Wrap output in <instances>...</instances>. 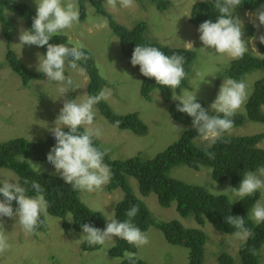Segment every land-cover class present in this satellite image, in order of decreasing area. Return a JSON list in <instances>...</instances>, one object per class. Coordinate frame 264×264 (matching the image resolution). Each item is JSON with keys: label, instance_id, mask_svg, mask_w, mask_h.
<instances>
[{"label": "rangeland", "instance_id": "374dc122", "mask_svg": "<svg viewBox=\"0 0 264 264\" xmlns=\"http://www.w3.org/2000/svg\"><path fill=\"white\" fill-rule=\"evenodd\" d=\"M16 1L27 4L36 14L34 0ZM101 1L105 10L118 23L128 28L144 23L146 36L163 46L186 49L185 43L193 42L194 49L191 50L196 52L197 57L187 77V89H183L180 94L175 92L173 94L181 96L185 90L196 91L197 100H202L209 112L214 113L210 105L215 100L223 80L229 78L226 71L232 60L226 55L212 53L214 49H200L204 47L199 40L200 33L189 19L194 4L202 0H166L169 4L163 9H158L151 0H135V7L123 9L118 6L115 11L105 6V0ZM77 2L80 10V3L78 0ZM89 4L92 6L89 1L83 2L85 19L80 20L79 25L64 30L62 35L66 36L73 45L79 41L84 45L83 49L92 53L98 72L105 82L100 91L107 90L110 93L108 99L103 101L117 114L137 113L148 127L146 136H138L129 130L115 129L100 113L96 105L95 125L103 130V135L98 140L104 149H108L113 160H125L137 154H140L144 160L152 159L175 143L182 135L183 132L178 134L173 125H183L175 122L170 116L168 111L170 104L162 99L158 90L151 93L150 99L141 96L140 71L126 62L120 42H116L119 39L112 33L109 24L104 29H97L94 26L96 18L102 16L93 6L90 8ZM258 10L264 9L261 7L237 17L243 23L244 36L242 38L245 40L249 37L264 35V26L259 25L254 16ZM5 13L12 28L9 42L11 49L30 71L39 72L37 71L39 62L37 54L43 55L42 49L35 45H23L22 47L19 45L20 30H29L26 21L17 14L8 11ZM250 25L254 26V31L251 35H247V27ZM6 43L7 39L0 24V144L18 138L34 142L45 140L52 135L50 130L55 127V120L64 101L82 102L85 96L89 95V83L85 75L69 69L66 61L65 76L71 77L73 81L71 87L74 90H69L61 96L59 88L66 85L47 81L43 73L42 79H33L25 85L21 77L6 62ZM258 43V39H253L247 44L248 52L258 54ZM263 74L262 71L255 70L244 76L243 81L248 85L246 102L253 93L255 82ZM86 76H88L87 73ZM203 78L205 81H211V84L201 82ZM173 102L179 101L172 98L171 103ZM246 102L236 113H245ZM261 132H264V123L246 121L243 126L232 129L228 134L244 136ZM260 146L264 147V140ZM28 163L34 171H39L38 173L59 176L55 173L53 165L48 162L29 160ZM34 165L39 166L38 171ZM170 176L200 186L214 195H224L218 192L232 187L214 181L209 169L194 171L186 166H178L170 171ZM5 178L16 182L18 176L9 169L1 168L0 179ZM130 184L134 194L146 204L156 220L164 222L177 220L187 228H199L205 232L207 240L204 264H220L217 258L224 252L233 257L234 264H242L238 250L244 242L235 238L233 234L228 235L217 231L208 223L200 226L193 218H182L176 210V203L169 208H164L159 205L156 195L142 196L134 179H130ZM105 186L102 190L91 193L80 191V197L87 207L104 215L106 224V214L110 216L115 213V206L123 199L124 194L121 190L109 193L105 190ZM259 192L261 194L259 201L264 203V189ZM225 196L232 202L231 193ZM237 201L239 200L234 202ZM0 219L3 221L8 242L11 245L9 250L0 254V264H119L123 260L109 255L110 250L118 243L116 237H113L114 244L112 241H107L97 251H86L82 248L85 242L77 241L84 234L74 229L66 233L63 224L65 220L50 214L45 217L47 231L38 232V235L26 234L16 222V218L3 217ZM71 220V216L66 218L68 222ZM145 233L149 238V243L137 248V257L150 264H188L189 250L187 248L167 242L163 233L155 227H151ZM259 255L258 264H264V245Z\"/></svg>", "mask_w": 264, "mask_h": 264}, {"label": "trees", "instance_id": "16d2710c", "mask_svg": "<svg viewBox=\"0 0 264 264\" xmlns=\"http://www.w3.org/2000/svg\"><path fill=\"white\" fill-rule=\"evenodd\" d=\"M78 1L80 3V20H84L86 17L83 7L84 1H89L97 13L107 19L112 33L119 39L122 53L129 65H131L130 59L136 45L157 47L165 55L171 56L175 53L185 58L184 70L187 76L181 81L179 88L175 90L168 89L157 85L154 78L141 75L142 85L140 93L145 99H150L151 93L158 90L162 99L170 104L168 109L170 116L175 122L185 126L187 131H184L175 143L152 159L144 160L140 154H137L125 160H113L108 152L104 157V163L109 166L112 174V178L106 184L105 190L109 193L121 190L124 194L123 199L115 206V218L120 221L127 219L126 210L133 204L137 205L140 211L132 222L141 231L147 232L151 227L157 228L163 233L167 242L183 246L189 250L188 264H204L207 240L205 232L199 228H187L177 220L169 222L156 220L146 204L134 194L130 184V179H134L142 196L156 195L159 205L164 208H169L173 203H176V210L179 216L182 218H193L200 226L208 223L213 229L231 235L235 229L225 222V216L243 217L245 225L251 229L253 235L239 246L238 256L242 264H258L259 251L264 245V222L259 225L255 224L250 219V212L253 205L259 201L260 192L257 191L251 197H245L243 200L232 203L225 195H214L200 186L171 177L170 171L178 166H186L194 171L209 169L212 179L217 183L228 184L233 188L238 187L246 171H256L264 167V147L260 146V143L264 140V132L244 136H231L225 133L221 140H218L211 148H208L207 142L201 141L192 128V118L185 113L177 111L176 106L179 102L171 103L174 92L180 94L183 89H187V77L197 57L196 52L185 48L163 46L150 39L146 36V25L144 23H139L133 28L121 25L105 10L101 0ZM151 2L158 9L169 4L166 0H151ZM213 2L214 0H204V2L199 1L194 4L190 12L189 21L195 26L196 30L205 20L215 22L219 13L214 8ZM262 6H264V0H242L241 5L235 9L233 15L238 17L240 14L253 12ZM6 11L21 16L26 21L29 30L31 29L35 12L23 2L0 0V24L2 32L7 39L6 62L21 77L25 85L33 79H42L43 75L41 72L30 71L11 49L9 42L12 28L6 16ZM253 31L254 26L250 25L247 27V35H251ZM49 43H64L68 47L75 46L69 43L68 38L62 34L53 37ZM40 48L45 54L46 46ZM257 49L258 54L247 52L242 59L232 60L226 71L227 76L239 81L243 80L246 74L255 70L264 73V44L258 43ZM82 50L89 55L90 59L87 63L80 61L78 64L80 67L85 68L87 75L91 77V82L88 86L89 95H97L105 82L98 72L92 53L86 49ZM135 67L139 70V65ZM197 101L203 108L207 109L202 100ZM97 105L100 113L111 125L115 121H120L118 129L129 130L138 136H146L148 134L147 125L137 113L117 114L103 100ZM245 108V113H236L232 117L234 121L232 129L243 126L246 121L264 123V74L255 82L253 93L246 102ZM80 130L83 131V128ZM63 131H67V128L63 129ZM225 140L228 142L225 143ZM55 143L53 135L37 142L24 138L4 142L0 144V169L4 168L13 171L22 185L25 178L40 183L45 190V198L49 202L48 214L65 220L63 224L66 233L70 229L83 233L81 225L86 223L103 230L106 226L104 215L87 207L81 201L80 191L74 190L57 175L34 171L28 163L29 160L47 162L46 155ZM94 144L104 149L98 139L94 140ZM206 151L214 152L215 158L209 159L205 154ZM25 187L29 188L27 193L29 196L35 195L30 186L25 185ZM2 199L3 197L0 196V200ZM12 207L14 209L17 207L15 201L12 202ZM68 216H71V222L66 221ZM41 220L43 224L37 231L45 233L47 225L43 215ZM117 239L118 243L110 250L109 255L122 258L123 260L119 264H130L123 254L125 251L137 254V247L129 245L119 238ZM82 248L86 251H97L102 248V245L89 246L85 242ZM217 259L220 264H234L233 257L225 252L219 255ZM135 264L150 263L137 257Z\"/></svg>", "mask_w": 264, "mask_h": 264}, {"label": "clouds", "instance_id": "9594fccd", "mask_svg": "<svg viewBox=\"0 0 264 264\" xmlns=\"http://www.w3.org/2000/svg\"><path fill=\"white\" fill-rule=\"evenodd\" d=\"M34 2L36 14L32 18L31 29L20 30L19 45L46 46L45 54H37L39 61L37 71L45 74L47 81L66 85L59 88L61 96L69 90H74L71 87L73 84L71 77L65 76L66 61L69 69L85 75L87 82L90 83L91 77L86 76V69L78 64L80 61L87 63L90 59L82 50L84 48L82 43L77 41L72 47L64 43H49L64 30L81 23L77 0H34ZM241 3L242 0H214L213 6L219 15L215 22L205 20L199 25L197 29L200 33L199 40L204 46L200 49H214L212 52L214 54L226 55L230 60H240L248 52L246 45L253 39H258L259 43L264 44V35L249 37L248 40L242 38L243 23L233 15ZM105 6L115 11L118 6L128 9L136 5L135 0H105ZM89 7L92 6L89 4ZM254 16L259 25L264 26V10H258ZM94 26L97 29H104L108 27V22L104 17H97ZM185 47L188 50L194 49L193 42H186ZM130 63L132 66L139 65L142 76L154 78L157 85L171 90L179 88L181 81L187 76L184 70L185 58L182 55L175 53L171 56L165 55L159 48L153 46L136 45ZM201 82L211 84V81H205L204 78ZM198 87L199 84L197 89ZM195 92L185 90L181 96L172 94V98L179 101L176 106L177 111L192 118V128L200 140L207 142V147L211 148L225 133L232 130L234 126L232 117L246 102L248 85L243 80L232 78L223 80L215 100L210 105V109L215 114H210L208 109L201 106ZM109 95L107 90H102L97 95H86L79 103L75 100H65L55 120V127L50 130L56 143L46 155L47 162L53 165L60 179L74 190L90 193L102 190L112 178L109 166L104 163L108 149H101L94 144V140L103 135L102 128L95 125V106L102 100L108 99ZM119 125L120 121H115L112 127L118 129ZM63 128H67V131H63ZM81 128L83 131L80 130ZM173 128L178 134L187 131L179 125H173ZM205 154L209 159L215 158V153L212 151H206ZM34 167L38 171L39 166L34 165ZM262 177H264V167L255 172L246 171L238 187H228L218 193L224 195L231 193L232 203L243 200L264 189ZM25 185L30 186L35 195L29 196L27 194L29 188ZM44 192V188L35 180L25 178L22 185L19 178L16 182L6 178L0 179V196L3 197L0 200V218H16V222L26 234L38 235L37 229L43 224L41 216H48L49 202ZM13 201L17 205L15 209L12 207ZM139 211V207L133 204L126 210L127 219L123 221L116 219L115 213L110 216L106 214L107 223L103 230L91 224H82L84 235L77 241L86 242L89 246L105 245L107 241H112L114 244L113 237H116L134 247H143L149 243V238L132 222ZM250 219L257 225L264 222V203L257 201L253 205ZM225 222L235 229L233 235L241 242H246L253 235L251 229L245 225L243 217L227 215ZM6 233L3 221L0 219V254L11 247ZM123 255L130 264H135L137 257L134 252L125 251Z\"/></svg>", "mask_w": 264, "mask_h": 264}]
</instances>
